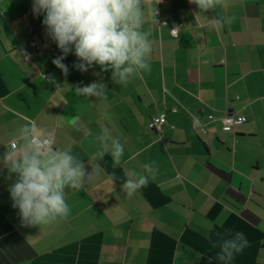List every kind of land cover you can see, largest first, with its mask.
<instances>
[{
  "label": "crops",
  "instance_id": "crops-1",
  "mask_svg": "<svg viewBox=\"0 0 264 264\" xmlns=\"http://www.w3.org/2000/svg\"><path fill=\"white\" fill-rule=\"evenodd\" d=\"M143 11L152 71L120 85L111 70L73 68L74 54L62 61L65 76L32 0H0V157L34 121L93 173L65 189L67 218L25 226L9 192L16 175L0 163V264H224L219 241L237 231L248 244L228 264H264V0L207 11L144 0ZM219 17L235 19L218 29L209 20ZM172 23L181 24L176 38ZM93 82L106 85V98L76 92ZM225 115L243 122L224 132ZM103 128L124 146L121 166L111 154L92 159ZM153 161L155 180L128 197L125 171Z\"/></svg>",
  "mask_w": 264,
  "mask_h": 264
},
{
  "label": "clouds",
  "instance_id": "clouds-1",
  "mask_svg": "<svg viewBox=\"0 0 264 264\" xmlns=\"http://www.w3.org/2000/svg\"><path fill=\"white\" fill-rule=\"evenodd\" d=\"M189 2L201 11L227 7V0ZM143 4L144 0H32V12L34 16H43L46 35L62 52L52 63L65 76L69 74V68L62 61L74 54L77 62L72 66L76 70L87 72L89 68L99 66L102 72L111 70V79L123 85L142 72L152 71L149 62L151 33L143 29ZM234 19L219 17L209 21L220 29ZM76 92L84 97L106 98V85L93 82L77 88ZM96 139L101 151L92 159L111 154L113 167L121 166L124 146L113 139L109 129L103 128ZM5 148L0 163L10 175H16L9 192L13 207L19 209L22 223L25 226L46 225L58 218H67L71 209L65 200V189H80L93 176V173L87 174L85 164L72 154V148L57 147L55 132L34 121L22 125L18 135ZM157 171L154 161L144 164L143 172L126 170V179L121 186L123 192L132 197L147 186L149 179L155 180ZM247 244L245 234L240 231L231 238H222L215 259L228 264ZM216 246L214 243L213 247Z\"/></svg>",
  "mask_w": 264,
  "mask_h": 264
},
{
  "label": "built area",
  "instance_id": "built-area-1",
  "mask_svg": "<svg viewBox=\"0 0 264 264\" xmlns=\"http://www.w3.org/2000/svg\"><path fill=\"white\" fill-rule=\"evenodd\" d=\"M155 14H156V16L158 15L157 12ZM157 21L161 24L165 23V21L160 17H157ZM180 27H181V24H179V23H172L171 24L170 35L173 38H176L178 36V32H179ZM31 46L36 47V43L35 42L31 43ZM22 52L24 54V57H25V54L27 55L28 58L26 60H29V53L23 48H22ZM209 118H211V117H209ZM242 122H243L242 117H234L232 115H225L222 118V131L230 132L234 129V127L236 125H238ZM165 123H166L165 117L162 116L156 122H152L149 126L151 129L159 131L161 129V126ZM198 126H199V131L201 133H203V134L206 133L205 129L200 124Z\"/></svg>",
  "mask_w": 264,
  "mask_h": 264
}]
</instances>
